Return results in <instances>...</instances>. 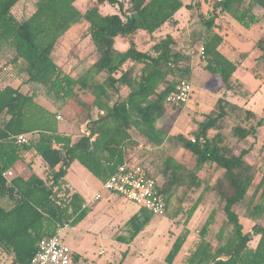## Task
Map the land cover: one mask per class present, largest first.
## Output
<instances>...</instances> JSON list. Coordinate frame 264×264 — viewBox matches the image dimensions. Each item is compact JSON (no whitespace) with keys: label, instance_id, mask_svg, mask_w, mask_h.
Returning a JSON list of instances; mask_svg holds the SVG:
<instances>
[{"label":"trees","instance_id":"16d2710c","mask_svg":"<svg viewBox=\"0 0 264 264\" xmlns=\"http://www.w3.org/2000/svg\"><path fill=\"white\" fill-rule=\"evenodd\" d=\"M21 1L0 0V59H5L0 67V256H12L10 264H30L42 238L77 225L87 215L84 196L73 191L66 179L73 162L79 161L104 183L120 164L131 162L139 136L156 146L164 144L168 133L157 123L170 107L182 105L172 104L168 98L182 79L191 80L194 74L192 55L178 46L173 33L161 35L168 24L178 25L176 15L184 6L196 7L206 26L202 37L206 57L202 59L204 69L215 76L217 92H238L234 83L239 81L233 77L241 64L222 51L226 35L215 29L217 18L230 14L250 27L261 21L254 5L264 14V0H212L206 12L200 0H94L86 10L80 9L77 0H36L32 14L20 19L14 8ZM105 3L118 6L119 12H101L100 5ZM82 21L89 23L88 34L98 56L84 73L74 76L65 72L52 53L60 38ZM141 31L151 39L146 49L139 48L134 39ZM118 36L130 38L125 50L116 48ZM256 46L264 56V35ZM8 66L12 69L7 70ZM21 75L26 76V83L43 85L58 110L41 105L35 91L10 82ZM89 93L91 106L83 108L86 131L73 140L72 134L59 130L57 115L72 118V99ZM229 117L236 122L227 132ZM256 117L252 109L222 95L216 108L200 122L195 140L176 135L194 153L196 162L189 167L168 155L159 169L166 214L177 217L182 213L185 224L164 264H175L192 232L188 225L209 193H214L219 204L198 230L197 240L181 264H264V177L247 207L255 221L252 230H244L237 211L254 184L255 168L246 159L250 149L237 151V146L255 133L243 122ZM22 133L28 134V143L16 141L15 136ZM31 151L44 161L43 175L33 171L27 176L16 170L17 163L25 162V154ZM205 164L223 170L213 184L200 176ZM145 168L159 177L149 166ZM8 169L16 172L14 176L4 175ZM221 214L224 218L218 223ZM152 217V212L141 207L126 221L124 241L130 243ZM255 235L258 239L251 245Z\"/></svg>","mask_w":264,"mask_h":264},{"label":"rangeland","instance_id":"374dc122","mask_svg":"<svg viewBox=\"0 0 264 264\" xmlns=\"http://www.w3.org/2000/svg\"><path fill=\"white\" fill-rule=\"evenodd\" d=\"M35 1L22 0L14 8V13L20 19L29 17L35 10ZM183 1L190 3L193 0ZM200 1L202 10L206 12L210 8L212 0ZM93 3L94 0L76 1L81 10H86ZM100 9L103 13L119 12L118 6H113L110 3L100 5ZM195 9L197 8L195 7ZM195 9L184 6L177 13V17L180 18L178 25L168 24L161 32V35L167 32L173 33L178 41V46L193 57L194 74L191 79L193 90L190 98L180 106L170 107L164 117L158 121L157 125L168 133L164 144L156 146L139 136V143L131 155V162L149 166L161 179H163V175L159 173V169L163 159L168 155H173L189 167H193L196 157L191 150L184 147L182 139L176 137L177 134H182L187 139H193L200 122L207 113L216 108L218 99L222 95L247 109H252L256 112L257 117L248 122L244 121L243 124L247 127H253L255 133L249 135L237 146V151L242 148L250 149L246 159L255 167L253 171L254 184L245 199L237 205L244 230L248 231L252 230L255 223L247 211L248 203L254 188L264 177V56L256 46V41L261 35H264V14L260 6L254 5L253 11L261 17V21L250 27L239 23L230 14H221L217 18L215 29L226 35V42L222 46V51L232 60L241 61L233 77L234 80L239 81V84L234 83L238 92L233 93L227 89L217 92L214 89L215 76L210 75L204 69L205 62L200 57L199 48L203 44L202 37L207 33V29ZM88 26L87 21L74 24L60 38L52 53L55 61L63 67L65 72H71L74 76L84 73L98 56L95 45L88 34ZM134 39L141 49H146L151 45L149 35L143 31L137 33ZM129 40V37L118 36L115 43L116 48L125 50L130 44ZM4 62V58L0 59V67L4 66ZM6 69L12 68L8 66ZM14 79L13 84L15 86L21 85L25 91H35L37 101L41 105L52 110H58L57 102L48 95L43 85L26 83L25 75L15 76ZM123 94H126V90H123ZM92 100L93 97L90 93L72 99V118L67 119L64 114H61L63 118L59 120L63 129L72 134L74 139L84 134L83 129L86 127V123L83 122L84 109L91 106ZM97 111V109L94 110L95 116L98 114ZM235 122L231 117L227 118V132L230 131ZM27 155L31 156L30 153ZM38 161L40 162V160ZM38 164L36 170L43 175L44 167H40ZM24 167V162H18L16 170L21 172L25 169ZM26 171L29 172L30 170ZM222 174L223 170L215 164H205L200 172L201 178L210 184L215 183ZM66 179L73 188L84 195L88 208L87 215L77 225L65 226L59 230L60 236L72 250L73 260L71 264H117L120 261L122 264H164L165 257L173 242L185 227L182 213L178 214L177 217L168 214H153L151 221L131 240L130 245L126 246L124 243L113 239V235L125 234L126 221L138 213L141 207L119 194H113L106 190L101 180L79 161L73 162L68 169ZM97 193L102 194V198L99 200L95 199ZM218 204L219 200L214 193L206 195L188 225L192 232L176 258L175 264H181L185 253L196 242L198 230L206 221L211 210ZM188 206L189 204H186L185 207ZM223 218L224 215L221 214L218 223ZM257 239L258 236L255 235L251 245H254ZM6 256L0 258V264H10L12 259L10 257L7 260Z\"/></svg>","mask_w":264,"mask_h":264},{"label":"built area","instance_id":"2783aa9c","mask_svg":"<svg viewBox=\"0 0 264 264\" xmlns=\"http://www.w3.org/2000/svg\"><path fill=\"white\" fill-rule=\"evenodd\" d=\"M201 58H205V48H199ZM193 90L191 80L182 79L168 98L172 104H184L190 98ZM103 113V111H101ZM62 119V115H57ZM18 143H28V134L22 133L15 136ZM195 140V139H193ZM2 139H0V155L2 149ZM2 165L0 157V167ZM7 177L14 176V170L8 169L4 172ZM106 190L136 203L155 215H165L167 210L166 199L161 192L162 179L149 174L143 164L125 162L120 164L116 171L112 173L103 183ZM102 198L101 193L95 195V199ZM72 250L64 242L59 233L53 236H46L39 242L38 251L31 259L30 264H71Z\"/></svg>","mask_w":264,"mask_h":264},{"label":"crops","instance_id":"0c3cea01","mask_svg":"<svg viewBox=\"0 0 264 264\" xmlns=\"http://www.w3.org/2000/svg\"><path fill=\"white\" fill-rule=\"evenodd\" d=\"M176 17H177V15H176ZM178 18V17H177ZM179 20H180V18H178ZM148 48V47H147ZM92 65V64H91ZM90 65V66H91ZM88 69V68H87ZM86 69V70H87ZM13 81L14 80H12V81H10L12 84H13ZM59 120V119H58ZM86 128H87V123H86V127H85V129H83V131L85 132L86 131ZM59 130L60 131H62V132H66V133H68L67 131H65V129H63V127H62V125H61V121L59 120ZM70 134V133H69ZM73 136V135H72ZM73 140H75L74 139V137H73ZM28 153H30L31 154V156L29 157L27 154ZM28 153H26L25 154V162H24V165H25V169L23 170V171H21L24 175H30L33 171H35V172H37V164H38V160H40V162H39V164H40V167L41 166H43L44 168H45V166H44V161L42 160V158L40 157V156H38L34 151H31V152H28ZM28 157H29V159H28ZM28 159V160H27ZM42 160V161H41ZM38 164V165H39ZM25 170H30L29 172H25ZM43 171H44V169H43ZM38 173V172H37ZM41 175V174H40ZM70 185V184H69ZM71 186V185H70ZM71 188L73 189V191H78V190H76L75 188H73L72 186H71ZM80 192V191H79ZM81 193V192H80ZM83 195V194H82ZM84 196V195H83ZM85 198V197H84ZM86 200V199H85ZM123 233H118V234H115V235H113V239H116V240H118V241H120V242H122V243H124L126 246H129L130 245V243H128V242H125L124 241V239H123ZM4 255H6V254H3V255H1L0 256V258H2V256H4ZM7 257V260L11 257V259H12V256H10V255H7L6 256Z\"/></svg>","mask_w":264,"mask_h":264}]
</instances>
